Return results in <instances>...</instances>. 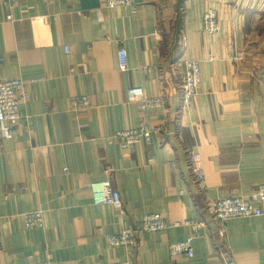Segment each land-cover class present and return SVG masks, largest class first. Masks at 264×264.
<instances>
[{
	"label": "crops",
	"instance_id": "obj_1",
	"mask_svg": "<svg viewBox=\"0 0 264 264\" xmlns=\"http://www.w3.org/2000/svg\"><path fill=\"white\" fill-rule=\"evenodd\" d=\"M216 10L220 31L202 28ZM123 48L127 69L118 68ZM67 49V51H66ZM201 85L183 106L182 62ZM19 78L22 118L0 135V264H264L259 217L218 223L208 199L249 196L264 182V0H0V80ZM131 86L159 96L143 111ZM80 97H87L83 106ZM150 123L151 142L123 148L113 133ZM198 152L204 189L188 164ZM110 178L121 207L96 205L91 185ZM43 211L28 228L23 214ZM167 228L130 246L108 237L147 214ZM200 221L193 256L170 255Z\"/></svg>",
	"mask_w": 264,
	"mask_h": 264
},
{
	"label": "built area",
	"instance_id": "obj_2",
	"mask_svg": "<svg viewBox=\"0 0 264 264\" xmlns=\"http://www.w3.org/2000/svg\"><path fill=\"white\" fill-rule=\"evenodd\" d=\"M107 7L132 6V0H105ZM202 28L211 37L218 35L220 24L215 9H207L202 18ZM67 51V49H66ZM118 68L121 71L127 69V57L123 48L117 53ZM201 68L197 59H185L182 62V76L179 90L181 91V102L183 106L191 103L198 94L201 85ZM23 89V81L19 78L0 80V135L9 138L14 133V129L21 120L19 111L18 92ZM127 99L138 104L143 111H153L162 106L159 96H147L141 86H131L127 90ZM83 106L88 105L87 97H80ZM161 131L159 126L143 123L133 129L118 130L113 133V138L119 141L123 148H128L137 141L150 143L152 136ZM188 164L194 174L196 184L200 189H204V175L201 167V156L198 152H189ZM92 202L96 205H110L121 207L122 200L116 188H114L110 178H105L98 183L91 185ZM264 203V182L247 197L226 196L216 199H208L205 205L207 213L218 223H223L235 217H259L262 215V204ZM43 211L34 210L23 214L25 227L31 228L39 225L43 221ZM185 225L190 227V235L175 244L169 246L170 255L185 252L189 257L193 256L191 246L192 237L198 233L200 221H185ZM167 228L165 217L161 213L147 214L141 219L135 220L133 226L122 229L115 235H110L108 243L110 246H130L135 241L137 235L148 231H161ZM1 240V238H0ZM25 264H59L50 260L30 259ZM223 264H235L232 260H227Z\"/></svg>",
	"mask_w": 264,
	"mask_h": 264
}]
</instances>
